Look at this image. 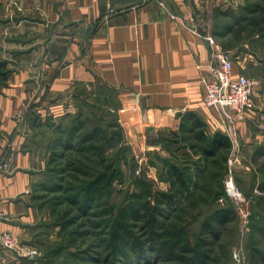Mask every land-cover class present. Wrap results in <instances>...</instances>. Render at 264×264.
I'll return each mask as SVG.
<instances>
[{"label":"crops","instance_id":"crops-1","mask_svg":"<svg viewBox=\"0 0 264 264\" xmlns=\"http://www.w3.org/2000/svg\"><path fill=\"white\" fill-rule=\"evenodd\" d=\"M2 2L3 34L19 56L8 61L12 74L0 94V231L22 245L37 248L47 220L32 200L48 160L46 145L27 123L32 109L44 122L83 103L162 131L177 130L182 115L192 112L210 135L227 136L232 127L251 155L257 137L249 121L260 115L257 101L233 124L203 104L216 49L237 54L222 46L228 36L213 35L219 13L237 10L244 0ZM242 50L234 76H245L252 62Z\"/></svg>","mask_w":264,"mask_h":264},{"label":"rangeland","instance_id":"rangeland-1","mask_svg":"<svg viewBox=\"0 0 264 264\" xmlns=\"http://www.w3.org/2000/svg\"><path fill=\"white\" fill-rule=\"evenodd\" d=\"M2 1L0 0V60H17L19 56L18 51L7 42L9 37L3 34L5 24L2 22V15L5 13L6 5ZM250 1L251 6L255 3L259 4L260 10H258L259 14H257L259 25L253 26L250 24L248 31L245 33L244 40L237 46L238 41L233 35L228 36L221 43L225 44L228 48L234 47V50L237 52L236 55L233 54L232 56L234 65L237 64L236 62H241L239 58L243 55L242 49L248 50L250 56L253 58H251L252 62L248 66L249 70L244 74L246 77L254 78L259 82V86L251 99V103H253V100L257 101L259 107L257 113L260 114L249 121L251 133L257 137V142L251 147L252 154L258 145H264V0ZM71 110V112H65L61 117L56 119L48 116L49 119L51 118L52 121L56 122H51L53 126L46 124L48 126L37 127L33 131L37 133L35 137H37L38 142L46 145L51 137V139H55L57 137L56 128L58 126L63 129L67 127L73 120L78 108L76 106L74 110ZM80 111H82L84 122H86L89 129L91 127H98L104 131L102 136L99 135L101 136L100 139L95 138L94 143L95 145H99L100 143H102V146L104 145L102 155H105L106 159L107 168L105 171L111 173L114 167L119 165L114 161V158L121 147L125 148L127 158L126 161L125 158L122 159L121 165H119V169L122 171L121 177L112 182L109 188V197L106 195L102 200V203L106 202L107 205H102L101 207L93 205L89 209L84 208L83 199H81L78 205L72 202L69 203L68 201L69 199L71 201L73 194L69 191L65 192L64 188L66 189L69 185L75 186L78 183V179H82L83 176L81 177L77 173L76 166L78 163L86 164L83 159L87 156H90L92 160L90 163L88 162V166L99 168L96 163L95 153L81 154L82 152H79L78 146H74L72 149L64 151L62 158L49 167V169H53L54 167L59 169L57 177L61 179L63 189L53 186V190L51 191L48 189L51 184L45 181L47 183L46 188L42 187L34 192L37 196L41 197L34 202V205L42 214L46 215L47 220L45 225L50 226L43 228L45 236L42 237L36 246L37 250L38 248L40 249L38 251L43 257L40 264H181L176 260L155 258L152 256L153 254L151 255L150 250L147 249V230L143 227V222L137 219L128 220L129 231L133 235V240L127 245L128 247H122L124 248L123 250L111 256V252H109L107 246L110 226H107L105 223L106 216L102 218L99 214V211H103L109 205L119 208L128 202V193L130 194L134 191L133 179L146 178L154 182L156 190L162 191L167 189L168 183L165 182L160 172L158 174L156 167H153L148 162L147 157L148 152L152 155L156 151L160 155L167 157V153L165 151L164 153L158 144L151 143L159 137L158 133L160 131L154 128L140 127L136 119H132V124H129V121L122 122L120 119H123V115H119L117 112L110 114L108 111L104 112L101 110L102 112H99L96 109L84 107L80 108ZM117 127L122 129L124 137L122 141H118L117 138L112 136V133L115 131L117 132L116 135H120ZM226 135L232 143L230 157L233 159L237 158V162L232 168L233 184L243 196L245 203H243L241 209L240 207L237 209L234 206L236 212L235 220L222 226L214 225L217 238L204 236V239L209 242L206 247L210 249L211 255L215 257L218 264H264V237L260 232L256 231L258 228H251L252 223L259 222L260 224L261 218L264 217V200H262L264 198V186H262L264 184V157L258 156L254 158V161L251 160V155L248 154V147H240L241 143L237 139L236 133L234 132L233 136L234 143L228 136L227 131ZM152 144L154 145L152 146ZM94 174V172L90 171L88 178L93 177ZM226 177L227 174L224 177L223 184H225ZM210 202L212 204L209 208L207 206L201 208L200 213H197L195 210L189 211L192 216L188 215L186 217V228L189 232V239L193 243L196 236L200 237L201 233H203V222L211 214L213 207L215 208L218 205L224 204V201L220 203L219 200L217 203L216 201ZM115 214L117 213L115 212ZM245 214L248 215L246 221L244 219ZM174 215L172 214L171 216L169 214L166 217L167 219L165 218V223H174ZM252 218H254V222ZM95 223H100V226L95 228ZM53 224L57 225L53 227ZM136 240L143 242L142 250L145 251L143 254L147 256L144 261L138 260L141 249L135 246ZM56 244L60 250L56 255H49V251L52 247H56Z\"/></svg>","mask_w":264,"mask_h":264},{"label":"trees","instance_id":"trees-1","mask_svg":"<svg viewBox=\"0 0 264 264\" xmlns=\"http://www.w3.org/2000/svg\"><path fill=\"white\" fill-rule=\"evenodd\" d=\"M258 10H260L258 3L251 6L250 0H244V4L237 10L219 13V16L222 17L217 22L213 35L219 38L233 35L238 41L236 46L239 45L244 40L250 24L253 26L259 25ZM222 46L228 48L225 44ZM8 64V61L0 60L1 89L6 86L12 74ZM83 107L106 112L92 105L77 104L78 111L69 125L64 129L58 126L55 130L57 137L55 139H51V137L48 140V144H46L48 160L43 179L33 191L36 192L42 187L46 188V182L51 184L48 187L51 191L53 186L63 189L61 179L57 177L59 169L56 167L49 169V167L62 158L64 151L78 146L79 152H82L81 154L95 153L99 168L89 167L88 164L92 160L90 156H87L83 159L86 164L78 163L76 166L77 173L81 177L83 176L82 179H78L75 186L69 185L64 190L73 194L71 201L70 199L68 201L69 203L72 202L78 205L83 199L84 208L89 209L93 205L98 207L107 205L106 202L102 203V200L106 195L109 197V188L112 182L121 177L122 171H120L119 165H121V160L125 158L126 161L127 157L125 148L121 147L114 158V161L119 165L114 167L111 173L105 171L107 168L106 159L105 155H102L104 145L102 146V143L95 145L94 143L95 138L100 139L104 131L98 127H91L90 129L87 127L88 125L83 119V113L80 111V108ZM108 112L115 114L116 111L110 109ZM45 120L41 122L39 116L32 109L27 123L35 130L37 127H44L46 124L53 126L51 122H56L52 121L51 118L49 119V117H46ZM117 128L120 135H116L117 132L115 131L112 136L117 138L118 141H122L124 139L122 129ZM159 131V137L151 143L158 144L161 150L167 153V157L160 155L158 151L152 155L148 152L147 157L148 162L156 167L158 174L159 172L162 174L163 179L168 183V187L166 190L160 191L154 188V182L146 178L133 179L134 191L128 193L127 203L119 208L109 205L103 211H99L102 218L106 216L105 223L110 226L107 242L108 250L111 252V256H114L124 249L122 247H128L127 245L133 240V235L129 231L128 220L137 219L143 222V227L147 230V249L155 258L176 260L181 264H218L215 257L211 255L210 249H207L206 246L209 242L204 239V236L217 238L214 225L222 226L236 218L234 204L226 196L223 184L224 177L229 170L228 160L232 153V143L227 136L220 132L212 135L208 134L201 118L192 112L182 115L177 130ZM75 140L76 142H74ZM258 156L264 157V145H258L253 150L251 160L254 161V158ZM90 171L95 174L93 177L88 178ZM259 171L261 172V170ZM40 198L35 193L32 196L34 202ZM221 198L224 204L213 207L211 214L203 222V233L200 237L196 236L194 243L191 242L186 228V217L188 215L192 216L189 211L195 210L200 213L201 208L211 206L210 201H216L217 203ZM169 214L171 216L175 214L173 217L174 223H165V218ZM252 219L254 222V218ZM56 225L53 224L52 226ZM98 226H100V223L94 224L95 228ZM45 227L50 226L45 225ZM252 227L258 228L256 231L264 237V217L261 218L260 224L259 222L252 223ZM135 246L141 249L138 260L144 261L147 256L143 254L145 253L142 250L143 242L136 240ZM59 250V246L56 244V247H52L49 251V255H56Z\"/></svg>","mask_w":264,"mask_h":264},{"label":"built area","instance_id":"built-area-1","mask_svg":"<svg viewBox=\"0 0 264 264\" xmlns=\"http://www.w3.org/2000/svg\"><path fill=\"white\" fill-rule=\"evenodd\" d=\"M157 1L159 0H147ZM162 6V4L160 3ZM210 46H214V41L208 38ZM216 64L212 65L207 78L203 80L205 95L203 104L207 109L215 110L222 114L230 124L243 120L249 108L251 99L259 82L254 78L243 75L234 76L233 60L231 56L217 48L213 54ZM51 114L50 117H55ZM228 136L233 143V129H228ZM237 162V158H229L228 173L225 181V193L228 199L237 209L242 208L245 200L233 184L232 168ZM8 169L7 162L2 163L1 170ZM223 199H219L222 203ZM247 214L244 215L246 221ZM43 259L42 254L33 246H24L19 240L8 232L0 231V264H40Z\"/></svg>","mask_w":264,"mask_h":264}]
</instances>
